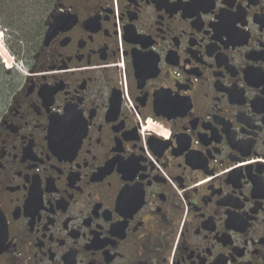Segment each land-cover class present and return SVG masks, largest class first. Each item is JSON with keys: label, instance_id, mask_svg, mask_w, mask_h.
<instances>
[{"label": "flooded vegetation", "instance_id": "flooded-vegetation-1", "mask_svg": "<svg viewBox=\"0 0 264 264\" xmlns=\"http://www.w3.org/2000/svg\"><path fill=\"white\" fill-rule=\"evenodd\" d=\"M0 31V264H264V0H0Z\"/></svg>", "mask_w": 264, "mask_h": 264}, {"label": "rangeland", "instance_id": "rangeland-1", "mask_svg": "<svg viewBox=\"0 0 264 264\" xmlns=\"http://www.w3.org/2000/svg\"><path fill=\"white\" fill-rule=\"evenodd\" d=\"M4 40V36L1 35V31H0V56L4 59H8V56L6 55L4 48L2 46V41ZM0 57V59H1Z\"/></svg>", "mask_w": 264, "mask_h": 264}, {"label": "water", "instance_id": "water-1", "mask_svg": "<svg viewBox=\"0 0 264 264\" xmlns=\"http://www.w3.org/2000/svg\"><path fill=\"white\" fill-rule=\"evenodd\" d=\"M47 34H48V35H47V37H48V36H50V30L48 31V33H47Z\"/></svg>", "mask_w": 264, "mask_h": 264}, {"label": "built area", "instance_id": "built-area-1", "mask_svg": "<svg viewBox=\"0 0 264 264\" xmlns=\"http://www.w3.org/2000/svg\"><path fill=\"white\" fill-rule=\"evenodd\" d=\"M158 133H160V131H157ZM161 134V133H160Z\"/></svg>", "mask_w": 264, "mask_h": 264}]
</instances>
